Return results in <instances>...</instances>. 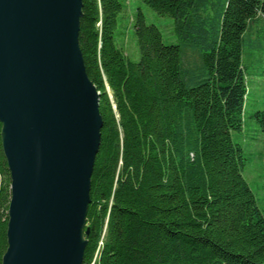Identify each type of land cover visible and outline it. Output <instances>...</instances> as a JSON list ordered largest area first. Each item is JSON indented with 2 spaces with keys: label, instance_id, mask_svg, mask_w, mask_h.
<instances>
[{
  "label": "trees",
  "instance_id": "trees-1",
  "mask_svg": "<svg viewBox=\"0 0 264 264\" xmlns=\"http://www.w3.org/2000/svg\"><path fill=\"white\" fill-rule=\"evenodd\" d=\"M142 1L173 19L177 43L139 12L133 62L117 42L125 3L83 0L79 44L103 122L83 264H264V217L234 141L243 47L264 24V1ZM1 130L0 264L11 199Z\"/></svg>",
  "mask_w": 264,
  "mask_h": 264
},
{
  "label": "water",
  "instance_id": "water-1",
  "mask_svg": "<svg viewBox=\"0 0 264 264\" xmlns=\"http://www.w3.org/2000/svg\"><path fill=\"white\" fill-rule=\"evenodd\" d=\"M83 0H0V124L11 177L2 264H83L103 127Z\"/></svg>",
  "mask_w": 264,
  "mask_h": 264
},
{
  "label": "rangeland",
  "instance_id": "rangeland-1",
  "mask_svg": "<svg viewBox=\"0 0 264 264\" xmlns=\"http://www.w3.org/2000/svg\"><path fill=\"white\" fill-rule=\"evenodd\" d=\"M122 1L125 3V11L119 20L117 42H121L131 61L138 62L140 59V51L133 30V20L139 12L144 14L148 25H155L160 29L166 44L177 43L171 17L157 14L142 0ZM243 64L248 94L244 110L243 132L234 135V141L242 148L244 159L242 174L252 189L261 215L264 217V128L263 118L257 116L258 113H264L263 23L254 25L253 34L245 38Z\"/></svg>",
  "mask_w": 264,
  "mask_h": 264
}]
</instances>
